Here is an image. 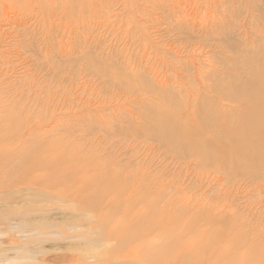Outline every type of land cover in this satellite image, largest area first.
<instances>
[{
  "label": "rangeland",
  "instance_id": "1",
  "mask_svg": "<svg viewBox=\"0 0 264 264\" xmlns=\"http://www.w3.org/2000/svg\"><path fill=\"white\" fill-rule=\"evenodd\" d=\"M51 1L0 3V264L264 260V170L150 126L234 110L219 85L253 76L264 98V0Z\"/></svg>",
  "mask_w": 264,
  "mask_h": 264
},
{
  "label": "bare ground",
  "instance_id": "2",
  "mask_svg": "<svg viewBox=\"0 0 264 264\" xmlns=\"http://www.w3.org/2000/svg\"><path fill=\"white\" fill-rule=\"evenodd\" d=\"M2 1L3 0H0V3ZM38 1L44 2L42 4L44 7H46L50 3H53V1L51 0H38ZM59 1L60 0H54V3L58 4ZM251 80H252L251 81L252 84L250 83L251 89L249 91L247 90L242 91L241 90L242 86L237 85L238 82L237 83L235 82L233 84L230 83L228 85H221V86L219 85L221 91L225 94L222 96H228V97L230 96L232 98H227V99L237 103L238 107H236L234 110L232 109L227 112L219 113L217 110L211 111L210 108L207 107L209 105L205 106L204 104H202L200 108L199 109L197 108V110H195L194 112L196 117L195 119L198 120L197 121L198 123L196 124L195 127L191 128V126L188 124H179L178 119L174 116L175 114L173 113L169 114L167 112V109L163 107L161 109H158L155 118L152 120V123L150 125L151 130L154 132V135L157 136V139H159L162 143L164 142L166 145L171 146V148L177 150V152L179 153L182 154L190 153L196 156L197 158H199L200 161L220 160V158H223L224 155L220 154L217 149L220 146H227L231 148V150L235 155L233 156L234 160H236L235 162H233V164L235 165L234 169H238L240 167L239 164L241 161L242 162L246 161L253 168H262L264 170V98L262 97V95L260 96L259 94L261 91H258L259 86H261L260 82L257 81L256 78L254 79V76L252 77ZM234 84H236L239 88L236 87V85ZM202 129H208L209 131L208 134L211 135L212 137L205 138L203 135H200ZM26 154H30V153H26ZM29 157L30 155L28 156V158L24 156L23 160L25 161L30 160ZM20 164L21 165H18L19 169L22 167V162ZM23 166H27L25 172H28V170L30 171L32 170L33 172H35V169H32L33 167H36L33 162L30 164L26 162V164ZM48 169L46 170L52 171ZM47 171L46 173H48ZM49 174L47 175L44 172V175H42V172H40L39 176L40 177L43 176V178H45L44 180H46V178L47 179L49 178L48 179L49 181L51 179L49 177ZM55 178H53L54 181L56 180ZM36 180L37 179H35V182L39 181ZM32 182H34V180ZM38 183L39 182H37V184ZM44 183L46 182L44 181ZM55 183L56 181L54 182V184ZM40 184L43 183L40 181ZM109 189L111 188L109 187ZM96 191L97 189L92 192L90 191L91 194H89L88 197L91 200L92 199L94 200L95 195L98 194V191L97 193ZM104 221L108 222L109 218ZM104 224H105L104 222H101V226H103ZM171 243H173L171 239L170 238L169 240L167 239L166 244L168 245V247L171 246ZM205 246L207 245H204V247ZM158 254L159 253H157V255ZM190 254H192L191 258L187 261L185 260L184 264H200L199 263L200 258L197 259V255L199 253L191 252ZM209 254L211 256L212 253L210 251L205 253V255L208 256ZM154 255L156 257V253H154ZM153 257L152 259H154ZM158 257L159 259H161L159 263L162 262L163 256L161 257L160 255ZM219 257H223L222 253L219 255ZM148 259H149V255H148ZM250 260L251 259L240 260V263H246V261H250ZM154 261L155 262L154 263L152 262V264H156L158 258L157 260ZM229 264H233V263H229ZM257 264H264V260H260Z\"/></svg>",
  "mask_w": 264,
  "mask_h": 264
}]
</instances>
